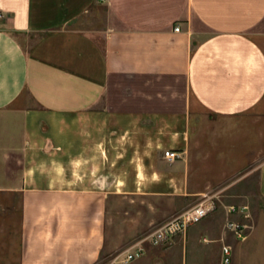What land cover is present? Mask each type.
<instances>
[{"label": "crops", "instance_id": "obj_1", "mask_svg": "<svg viewBox=\"0 0 264 264\" xmlns=\"http://www.w3.org/2000/svg\"><path fill=\"white\" fill-rule=\"evenodd\" d=\"M0 14V117L15 107L22 126L9 159L0 143V169L14 155L21 171L0 192L22 199L20 264L130 249L141 229L119 240L122 201H214L210 122L264 120V0H0ZM223 191L264 201V163ZM245 214L190 226L191 264H224V246L264 264L259 219L241 245L225 229Z\"/></svg>", "mask_w": 264, "mask_h": 264}, {"label": "rangeland", "instance_id": "obj_2", "mask_svg": "<svg viewBox=\"0 0 264 264\" xmlns=\"http://www.w3.org/2000/svg\"><path fill=\"white\" fill-rule=\"evenodd\" d=\"M14 109L15 107L10 109L6 116L0 117V143L6 144L8 159L9 153H12L17 143L20 142L18 134L22 127L20 121L16 120L12 113ZM9 113H12L11 116ZM210 125L206 130L207 135L211 129H224L204 138V144L209 152L206 155V165L209 168L204 171V174L206 179L212 180L215 184L210 190L212 194H216L213 198L214 211L230 213L231 207L246 206L249 217H245L247 219L243 222L250 226L248 231L250 235L254 232L255 222L258 219L261 224H264V201L234 202L221 196L226 193L222 192L223 189L247 176L264 163V120L244 118L237 121L210 122ZM10 160L5 172L2 167L0 169V186L5 185L7 188L14 186L15 178L21 172L19 158L11 155ZM259 173L258 169L253 173L254 184L258 181ZM202 203L203 201L199 200L183 202L170 199L119 202V240L126 242L127 237L131 235L130 232L133 231L132 225L136 223L140 225L141 232L136 236H130L128 240L131 244L130 249L139 242H143L147 249V255L129 264H191L190 246L188 249L184 247L190 242V227L187 232L177 235L168 243L160 246H154L150 239L157 230L175 217ZM22 206L20 194L12 191L0 192V264H20ZM230 218L226 220L225 229L231 233V239L241 245L242 241L226 228L228 221H233V218L232 220ZM120 245L122 247L127 244L121 243ZM130 249L108 250L99 264H126L124 257L117 261L116 259L123 253L127 254ZM213 261L212 259L211 262Z\"/></svg>", "mask_w": 264, "mask_h": 264}, {"label": "built area", "instance_id": "obj_3", "mask_svg": "<svg viewBox=\"0 0 264 264\" xmlns=\"http://www.w3.org/2000/svg\"><path fill=\"white\" fill-rule=\"evenodd\" d=\"M3 18V15L0 14V20ZM181 27L178 26L175 28V32L179 33ZM165 157L170 160H176L179 158V154L173 151H167ZM215 210V204L212 199L203 201L202 204L197 205L190 210L183 212L182 214L175 217L173 220L165 224L161 229L157 230L151 236V243L154 246H160L168 243L171 239L176 237L179 234L187 232L188 228L194 224L200 223L205 218H207ZM248 208L244 207H231L230 213L239 211L242 214L247 212ZM245 217H249L248 214H245ZM226 228L230 230L237 239L245 241L248 239V231L250 226L247 224H240L233 221H228ZM132 252H128L124 263L129 264L133 261H136L142 258L145 255L146 248L143 242H139L133 248ZM231 252L232 248L230 246H224L223 248V263L231 264Z\"/></svg>", "mask_w": 264, "mask_h": 264}]
</instances>
